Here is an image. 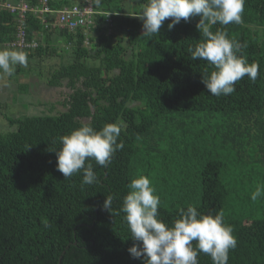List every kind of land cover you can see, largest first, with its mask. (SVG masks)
I'll use <instances>...</instances> for the list:
<instances>
[{
	"label": "trees",
	"instance_id": "trees-1",
	"mask_svg": "<svg viewBox=\"0 0 264 264\" xmlns=\"http://www.w3.org/2000/svg\"><path fill=\"white\" fill-rule=\"evenodd\" d=\"M80 1L48 0L54 9ZM144 2L92 0L93 23L74 31L45 30L39 15L26 11V38L35 31L39 41L29 50L8 44L18 17L0 8V49L27 53L18 71H31L30 60L44 54L69 56L48 78L66 89L57 111L9 116L5 108L0 116L14 125L0 128V264H143L127 251L138 242L119 211L139 176L154 187L166 224L189 204L222 212L237 240L228 264H264V194L251 199L264 187V0H246L243 22L226 26L229 39L246 45L248 62L259 65L257 79L245 76L219 97L201 82L207 62L187 51L200 38L199 17L171 30L165 20L149 38L134 16ZM82 122L96 129L117 123L124 143L106 167L92 161L99 180L92 185H82V173L64 178L49 150ZM110 194L112 213L103 208ZM198 261L212 264L202 252Z\"/></svg>",
	"mask_w": 264,
	"mask_h": 264
},
{
	"label": "clouds",
	"instance_id": "clouds-1",
	"mask_svg": "<svg viewBox=\"0 0 264 264\" xmlns=\"http://www.w3.org/2000/svg\"><path fill=\"white\" fill-rule=\"evenodd\" d=\"M99 4L100 0H96ZM246 0H145L136 16L142 21V34L151 38L159 34L165 20L171 30L182 20L199 17L195 27L200 38L187 49L190 59L204 60L208 67L201 73V82L214 96L230 95L236 83L245 76L255 82L259 65L249 63L240 42L229 39L226 26L241 24ZM225 26L213 31L215 25ZM27 53L15 49H0V71L13 75L16 65L27 66ZM121 127L105 123L96 129L90 123H80L67 134L59 136V147H52L56 167L64 178L82 173V185L98 183L92 161L106 167L118 150L124 148L119 140ZM119 140V142H118ZM122 197V212L133 243L127 251L143 264H199L202 252L210 256L212 264H228L229 251L237 246L231 225L224 222L222 212L207 214L189 204L178 209L171 224L158 212L160 198L145 176L131 179ZM264 194L257 186L251 194L256 201ZM113 195L103 201V208L112 213Z\"/></svg>",
	"mask_w": 264,
	"mask_h": 264
},
{
	"label": "rangeland",
	"instance_id": "rangeland-1",
	"mask_svg": "<svg viewBox=\"0 0 264 264\" xmlns=\"http://www.w3.org/2000/svg\"><path fill=\"white\" fill-rule=\"evenodd\" d=\"M68 60L67 54H44L37 59L30 60L31 71H18L16 65L13 75L0 74V116L5 108L9 111L6 112L9 116L22 113V111L26 114L48 112L51 107L53 111H57L61 107L58 100L64 97L66 89L60 85L51 86L48 78H51V73ZM23 84L26 87L21 90ZM15 95L19 96V102L23 101V106L17 105L19 102L14 99ZM13 127L14 125L0 118V128L11 129Z\"/></svg>",
	"mask_w": 264,
	"mask_h": 264
},
{
	"label": "built area",
	"instance_id": "built-area-1",
	"mask_svg": "<svg viewBox=\"0 0 264 264\" xmlns=\"http://www.w3.org/2000/svg\"><path fill=\"white\" fill-rule=\"evenodd\" d=\"M0 8H6L16 13V17H18L19 26L15 40L8 44L27 50L37 47L39 41L36 38L37 32L35 31H33V37L30 40L26 38L25 27L22 23L26 11L38 14L45 30L57 28L74 31L79 27L87 29L93 23L94 9L92 0H81L58 9L51 8L48 0H38L35 5H30L26 0H16V2L2 0L0 1Z\"/></svg>",
	"mask_w": 264,
	"mask_h": 264
}]
</instances>
